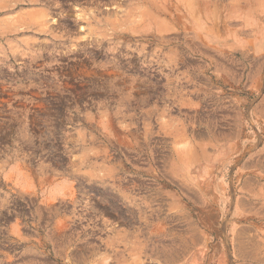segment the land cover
<instances>
[{"label": "rangeland", "instance_id": "rangeland-1", "mask_svg": "<svg viewBox=\"0 0 264 264\" xmlns=\"http://www.w3.org/2000/svg\"><path fill=\"white\" fill-rule=\"evenodd\" d=\"M174 1L0 0V264H264V0Z\"/></svg>", "mask_w": 264, "mask_h": 264}, {"label": "bare ground", "instance_id": "bare-ground-1", "mask_svg": "<svg viewBox=\"0 0 264 264\" xmlns=\"http://www.w3.org/2000/svg\"><path fill=\"white\" fill-rule=\"evenodd\" d=\"M47 1V0H46ZM185 1L184 0H176V1H174V2H169L168 4H166L165 3V12H167L168 13V8H177V4H178V7L179 8H181V9H184L185 10V7L186 8H188L187 7V5L184 3ZM110 3V2H109ZM141 3V2H140ZM155 3H156V1H155ZM174 3H177V4H174ZM196 3H197V1H196ZM199 3H200V1H199ZM202 3V2H201ZM200 3V4H201ZM164 4V3H163ZM163 4H161L160 5V2L158 3H156L155 5H153V7H156V9H159V10H162V8H161V6L163 5ZM144 5V4H143ZM155 10V9H154ZM193 10V9H192ZM195 10V9H194ZM163 11V10H162ZM165 12H164V14H165ZM195 12V11H194ZM193 14V13H192ZM161 15V14H160ZM149 21V20H148Z\"/></svg>", "mask_w": 264, "mask_h": 264}]
</instances>
